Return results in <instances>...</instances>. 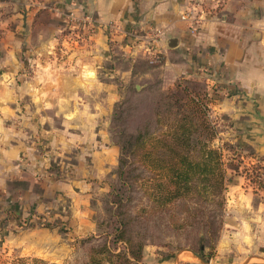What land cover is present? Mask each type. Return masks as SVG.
Listing matches in <instances>:
<instances>
[{"label":"crops","instance_id":"obj_1","mask_svg":"<svg viewBox=\"0 0 264 264\" xmlns=\"http://www.w3.org/2000/svg\"><path fill=\"white\" fill-rule=\"evenodd\" d=\"M194 3L198 32L181 18ZM88 17L90 40L67 41ZM154 73L203 84L234 161L212 264H264V193L247 179L253 158L264 167V0H0V244L62 261L96 230L120 154L113 107ZM144 262L208 264L191 249Z\"/></svg>","mask_w":264,"mask_h":264},{"label":"rangeland","instance_id":"obj_2","mask_svg":"<svg viewBox=\"0 0 264 264\" xmlns=\"http://www.w3.org/2000/svg\"><path fill=\"white\" fill-rule=\"evenodd\" d=\"M140 81L129 80L122 98L113 107L110 132L113 141L120 147V154L114 179L99 195L96 230L78 238L72 252L64 260L48 261L50 258H45L47 262L89 264L90 247L105 242L113 245L115 234L120 232L117 231L119 227L125 231V238L131 239L132 246L136 248L143 245L141 264H145L147 254L164 256L185 249L195 251L199 248H203L208 255L214 254L207 260L208 264H212L224 227L225 195L216 187H211L207 193L200 174L195 176L191 189L172 195L170 186L173 183L168 182V175L159 176L149 170L139 157L141 150L138 148H134V152L123 154L121 146L128 134L136 133L139 128L147 126L151 132L158 134L174 117L181 116L180 112H186L196 118L197 126L193 128L197 130L194 133L195 138L200 135L204 140L207 132H211L213 138L209 140L210 145L222 148L219 145V114H215L210 103L207 118L211 129L207 130L200 121L202 114L185 104L189 99L183 97L182 88H177L176 85L180 83L204 93L203 84L198 80H178L174 85L166 86L163 77L154 73L152 78L141 83L142 86L138 83ZM181 98V103L185 106L179 110L174 100ZM202 145L199 141L193 143L188 148L190 155L200 160ZM122 156L124 161L121 160ZM25 251L27 250L20 245L13 247L0 244L1 261L20 256L34 257L22 254Z\"/></svg>","mask_w":264,"mask_h":264},{"label":"trees","instance_id":"obj_3","mask_svg":"<svg viewBox=\"0 0 264 264\" xmlns=\"http://www.w3.org/2000/svg\"><path fill=\"white\" fill-rule=\"evenodd\" d=\"M23 11L25 12L24 9ZM176 87L182 88L183 97H188L189 99L185 104L190 105L195 112L202 114L200 121L207 130L211 129L207 113L209 111L208 105L212 99L205 87L203 86L204 93L189 89L188 86H182L180 83ZM171 97L173 98L174 95H171ZM181 101L182 98L174 100V103L178 104L179 110L185 106ZM180 115L174 117L166 128L158 134L151 132L147 126L139 128L136 133L128 134L121 146L123 154L134 152V148L141 150L139 157L145 162L149 170L156 175H168L170 177L168 182L173 183V186H170V194L172 195L180 194L183 190L189 188L191 189L197 174H200L203 182H205L204 189H206L207 193L211 187H216L220 193L225 195L227 179L232 173L229 166H233L234 161L225 160L224 151L220 146L216 148L210 145L209 140L213 138L211 132H207L204 140L200 135L195 138L194 133L197 130H193V128L197 126V122L193 114L180 112ZM157 121H160V119L157 118ZM198 141L203 144L200 160L192 157L188 150L193 143ZM121 160L124 161L125 158L122 156ZM117 231L120 232L115 234L113 245L110 242H105L102 245L90 247L89 264H141L143 245L135 248L131 244V239L125 238V231L119 227ZM119 242L121 244H118ZM195 252L208 261L210 256L214 255H208L203 248H199ZM0 264L57 263H49L38 256L33 258L20 256L9 261H1L0 256Z\"/></svg>","mask_w":264,"mask_h":264},{"label":"built area","instance_id":"obj_4","mask_svg":"<svg viewBox=\"0 0 264 264\" xmlns=\"http://www.w3.org/2000/svg\"><path fill=\"white\" fill-rule=\"evenodd\" d=\"M198 5L199 3H194V6L189 7L181 13V18L188 23L189 28L193 32H198L203 23V17L195 12ZM67 19L68 22H70V25L74 24L75 21H78V18L74 13H69ZM71 27L67 33V41L70 43H76L79 40L88 42L95 31L93 19L90 17L86 18L83 23L82 28L84 32H82V34H78L75 31V28ZM110 27L115 32H122V28L119 25L110 24ZM159 60L160 56L157 53H154L152 62H158ZM247 179L254 190L264 193V167L261 165V160L259 158H253L251 160V166L247 170Z\"/></svg>","mask_w":264,"mask_h":264}]
</instances>
